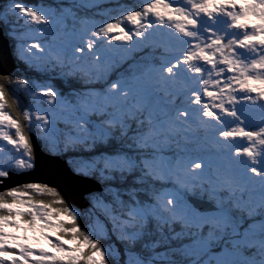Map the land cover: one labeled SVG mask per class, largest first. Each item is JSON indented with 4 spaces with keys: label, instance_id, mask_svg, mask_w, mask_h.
<instances>
[{
    "label": "snow or ice",
    "instance_id": "snow-or-ice-1",
    "mask_svg": "<svg viewBox=\"0 0 264 264\" xmlns=\"http://www.w3.org/2000/svg\"><path fill=\"white\" fill-rule=\"evenodd\" d=\"M0 37V264H264V0H0Z\"/></svg>",
    "mask_w": 264,
    "mask_h": 264
},
{
    "label": "rangeland",
    "instance_id": "rangeland-1",
    "mask_svg": "<svg viewBox=\"0 0 264 264\" xmlns=\"http://www.w3.org/2000/svg\"><path fill=\"white\" fill-rule=\"evenodd\" d=\"M63 2L65 4H68V3H71V0H63ZM8 231L12 232L14 231L13 229H8ZM16 235L18 236H23V235H27L30 239L32 237H39V233H33L32 231H21V232H17ZM43 247V248H46L48 251H52L50 245L47 243V242H44V241H41L39 245H34V247Z\"/></svg>",
    "mask_w": 264,
    "mask_h": 264
},
{
    "label": "water",
    "instance_id": "water-1",
    "mask_svg": "<svg viewBox=\"0 0 264 264\" xmlns=\"http://www.w3.org/2000/svg\"><path fill=\"white\" fill-rule=\"evenodd\" d=\"M6 48H7V45L5 44L4 39L2 37H0V55H2L5 52ZM13 64H14V61H10L9 66L11 67ZM17 179L20 182H24V181H27L29 179H43V177L36 175L35 177H20ZM15 182H17V181H13V183H15Z\"/></svg>",
    "mask_w": 264,
    "mask_h": 264
}]
</instances>
